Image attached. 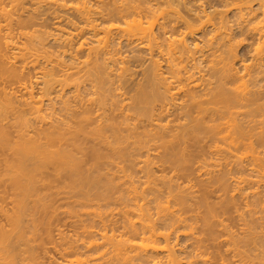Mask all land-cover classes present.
I'll return each instance as SVG.
<instances>
[{"label": "bare ground", "instance_id": "1", "mask_svg": "<svg viewBox=\"0 0 264 264\" xmlns=\"http://www.w3.org/2000/svg\"><path fill=\"white\" fill-rule=\"evenodd\" d=\"M57 194V264H264V0H0V263Z\"/></svg>", "mask_w": 264, "mask_h": 264}, {"label": "rangeland", "instance_id": "2", "mask_svg": "<svg viewBox=\"0 0 264 264\" xmlns=\"http://www.w3.org/2000/svg\"><path fill=\"white\" fill-rule=\"evenodd\" d=\"M51 48H53L52 46H50ZM49 47V48H50ZM246 47H243V46H239L238 47V49H237V53H238V55H239V57H245L244 56V54L245 55H248V54H246V53H249L250 54V52L248 51V52H246ZM245 58H247V56L245 57ZM258 129V128H257ZM257 142H260V141H256V143H254V144H256L257 146H259V145H261L260 143H258L257 144ZM263 144V143H262ZM262 146V145H261ZM261 146H260V148H261ZM257 148H259V147H257ZM197 155H198V153H197ZM196 154L194 155V157H196L197 156ZM200 155L201 154H199V156H197V159L200 157ZM196 159V158H195ZM196 159V160H197ZM196 160H194V158H192V161H193V164H195L196 163ZM1 168H2V165H1ZM242 169V168H241ZM249 169L250 168H248V170H247V168H246V170H245V168H244V171L245 172H242L243 171V169H242V174L244 173H246V171H249ZM249 172H251V170L249 171ZM253 172V171H252ZM255 173V172H254ZM243 174V175H244ZM247 174H249L250 175V173H247ZM246 175V174H245ZM252 175H254L253 173L251 174V176ZM248 176V175H247ZM250 176V177H251ZM196 180V179H195ZM229 180V182H228V192H231V193H233V198H231L230 197V193L229 194H227V196H226V200L225 201H223L222 203L223 204H227L228 205V207H227V209L229 208L230 209V211L229 212H231V213H223L222 211H224V207H223V205L221 204V205H219L218 207H217V212H218V214L219 215H225V216H229V218H228V220H229V222L231 223V224H235L236 222H238V221H243L242 219H239L238 218V216L235 214V212L234 211H232L233 210V208H234V206H238L239 207V209H243V207H244V205H246L245 203L247 202L248 203V201L250 202L251 201V199H252V197H253V191H256V190H260L261 189V186H259L256 182H248V183H246V184H243V182L242 183H240V187L239 188H237L236 187V185H235V183H236V181L234 180V173H232V176H231V178H229L228 179ZM196 183V185L194 186V187H192V189L195 191V192H197V193H200V194H202V192H203V189H201L198 185H197V181L195 182ZM8 191V190H7ZM9 192V191H8ZM8 192H7V194H8ZM222 191H221V189H220V184L218 183V182H211V183H209V185H208V193H207V196H208V199L209 200H211L214 204H218L219 203V193H221ZM1 193H3L2 195H3V199L5 200L6 199V201H4L3 199H2V201H4V202H2V204H3V206H4V203H5V206H7L8 207V205L10 204L9 203V201H10V199L8 198V197H6V196H8V195H6L5 193H6V191H1ZM10 193V192H9ZM59 197H57V198H59V199H57L56 197H50V199H51V201L53 200H55L56 202H57V200H59V201H61V200H64L63 198H65V197H63L62 195H64V194H61V195H59V194H57ZM62 196V197H61ZM6 197V198H5ZM7 199H9V201L7 202ZM67 199V198H66ZM55 201L54 202H52V204L53 205H58V207L60 206L62 209H60V207L58 208L57 206L56 207H54V211H56V208H57V211L56 212H54V213H56L57 214V212H58V210H59V214H57L58 216H56L55 214H53V216L54 217H56V218H54L53 216H52V221H54V219H55V221L54 222H52V221H50L51 223H54V225H56V226H54V225H51V223L48 225V224H45V223H41L40 225H37L36 227H37V233H36V235L32 238L31 237V239L29 240V243H30V245L32 246V248H33V250H35V251H37L36 253H38V251L40 250V252L42 253V250L44 251L43 253H44V255H45V257L48 255V253L49 254H51V256H53V259L54 260H52L53 262L54 261H56L55 263H53V264H57L58 263V261H61L62 260V258L60 259V255H61V253H60V247L61 246H63V241L65 240L66 242H70V240L72 241V239L74 238V228H76V229H80V228H77V226L76 227H73V225H72V223H70L69 222V220H68V218L70 217H72V216H70L71 214L70 213H68L67 211V207H70L71 205H69V204H71V201H68V200H66L67 202V204L69 205H64L63 203H65V200L61 203V202H59L58 204H55ZM68 202H70V203H68ZM6 203H8V204H6ZM249 204V203H248ZM262 203H258L257 205H261ZM4 206V207H5ZM63 206H65V207H63ZM249 206H250V204H249ZM255 206V205H254ZM7 207H5V208H7ZM257 208H259V206H256ZM63 208H65V209H63ZM259 210V209H258ZM62 211H64L63 213H61ZM67 212V213H66ZM261 212V214L262 215H264V210H261L260 211ZM52 213V212H51ZM60 213H61V216H59L60 215ZM66 214V215H65ZM68 214H69V216H68ZM50 216V213H47L46 215H45V219L46 218H48L49 216ZM58 217H60V218H58ZM54 218V219H53ZM1 220H3L2 218H0ZM60 219H63V220H60ZM58 220V221H57ZM258 221H259V223H260V219H258ZM30 222V221H29ZM56 222V223H55ZM65 223V224H64ZM67 223V224H66ZM70 225H69V224ZM258 223V222H257ZM262 223V222H261ZM60 224V225H59ZM62 225V226H61ZM66 225V226H65ZM30 226V227H29ZM51 226L53 227V228H51ZM7 227V226H6ZM57 227H58V231H57ZM59 227H60V229H59ZM73 227V228H72ZM30 228V229H29ZM35 227L33 226V224H32V222L31 223H28V226H27V229L30 231L29 233H31L33 230H35L34 229ZM49 229H52V231L50 230V232H49ZM62 229V231L64 232V234H65V239L64 238H62V240H61V237L56 233V232H59V230H61ZM70 229H72L73 231H71ZM257 229V231H259L260 230V228L258 227V228H256ZM47 230H48V234L50 233L51 235H49V237H47ZM40 231V232H39ZM66 231V232H65ZM76 231V230H75ZM43 232H46V233H43ZM70 232L73 234H70ZM68 233V234H67ZM45 234V235H44ZM57 236H56V235ZM43 235V236H42ZM67 235H68V237H67ZM73 236V237H71V236ZM53 236H55V240H54V238L52 239L51 237H53ZM45 237V238H44ZM58 237V238H57ZM70 237L72 238V239H70ZM43 238V239H42ZM48 239V240H47ZM60 239V240H59ZM67 239H70V240H67ZM40 240V241H39ZM42 240V241H41ZM74 240V239H73ZM49 241V242H48ZM52 242V244H51V242ZM59 241V242H58ZM62 241V242H61ZM34 242V243H33ZM59 244H58V243ZM42 243V244H41ZM57 243V244H56ZM44 244V246H42ZM51 244V245H50ZM55 244V245H54ZM53 245L54 246H56V247H53ZM58 245V246H57ZM59 245H60V247H59ZM42 246V247H41ZM49 246V247H48ZM50 246H51V249H49L50 248ZM57 247L59 248L58 250H59V253L57 252L58 250H57ZM43 248V249H42ZM46 248V249H45ZM49 249V251H48V253H47V250ZM54 249H56V250H54ZM56 251V252H55ZM41 253H39V254H37V256H41V257H38L37 258V260L39 261V259H41L40 260V262H41V264L43 263H45V257H43L44 255L43 254H41ZM45 253H47V255L45 254ZM59 256V257H58ZM43 257V258H42ZM50 257V255L47 257L49 260H51V258H49ZM59 260H58V259ZM43 259V260H42ZM47 259V260H48ZM47 263H45V264H52L50 261H46ZM48 262H50V263H48ZM0 264H5L4 262L2 263H0Z\"/></svg>", "mask_w": 264, "mask_h": 264}]
</instances>
